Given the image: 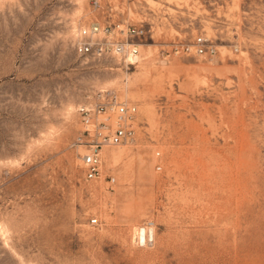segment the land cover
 Here are the masks:
<instances>
[{
    "label": "rangeland",
    "instance_id": "rangeland-1",
    "mask_svg": "<svg viewBox=\"0 0 264 264\" xmlns=\"http://www.w3.org/2000/svg\"><path fill=\"white\" fill-rule=\"evenodd\" d=\"M95 23L142 24L138 63L76 53ZM198 35L213 58L173 52ZM103 90L136 140L86 180ZM0 264H264V0H0Z\"/></svg>",
    "mask_w": 264,
    "mask_h": 264
},
{
    "label": "built area",
    "instance_id": "built-area-1",
    "mask_svg": "<svg viewBox=\"0 0 264 264\" xmlns=\"http://www.w3.org/2000/svg\"><path fill=\"white\" fill-rule=\"evenodd\" d=\"M102 0H93L94 7H100ZM142 24H109L103 23L82 26L77 30L74 43L79 55L97 58H118L127 66L136 65L140 51L135 40L146 34ZM238 50V48H237ZM217 47L209 36L198 35L191 43H173L175 54L210 56L217 54ZM100 101L95 104H81L77 108L82 129L74 138L71 146L83 148L81 160L86 180H99L103 175V152L105 148L134 143L136 140V120L138 106L134 102L121 99L113 90L99 93ZM115 177L109 175L110 187ZM98 224V218L91 219ZM154 221L148 220L144 227V235L140 230L133 232V239L139 244L149 246L155 241Z\"/></svg>",
    "mask_w": 264,
    "mask_h": 264
},
{
    "label": "bare ground",
    "instance_id": "bare-ground-1",
    "mask_svg": "<svg viewBox=\"0 0 264 264\" xmlns=\"http://www.w3.org/2000/svg\"><path fill=\"white\" fill-rule=\"evenodd\" d=\"M145 73V72H144ZM119 146H124V145H119ZM110 148V147H109ZM108 147L107 148H105V150H104V152H103V157L105 156V157H109V149ZM124 151H125V148H122V149H120V150H118V151H114V152H112V154H111V156L110 157H113V160L114 159H117V158H119L123 153H124Z\"/></svg>",
    "mask_w": 264,
    "mask_h": 264
}]
</instances>
